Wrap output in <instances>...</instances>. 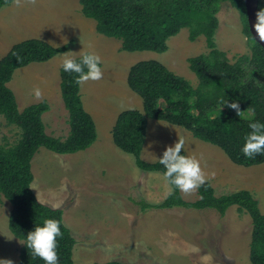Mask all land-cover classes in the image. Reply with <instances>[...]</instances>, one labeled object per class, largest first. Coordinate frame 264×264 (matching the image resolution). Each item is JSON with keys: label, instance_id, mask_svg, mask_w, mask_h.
<instances>
[{"label": "rangeland", "instance_id": "obj_1", "mask_svg": "<svg viewBox=\"0 0 264 264\" xmlns=\"http://www.w3.org/2000/svg\"><path fill=\"white\" fill-rule=\"evenodd\" d=\"M4 8V7H3ZM5 9V8H4ZM0 8V57L18 41L40 37L55 46L71 43L69 52L95 51L102 57L103 77L80 84L85 108L93 116L97 140L87 149L60 154L41 147L33 157L32 188L38 199L61 208L63 218L75 236V264H96L119 260L128 264H253L250 258L252 218L232 206L225 215L214 209H142L138 203H161L168 192L159 171L140 169L134 155L118 147L112 128L125 109H143L139 94L131 89L128 75L139 61H161L195 87L199 80L189 58L208 54L206 37L189 38V29L169 38L165 52L126 51L121 40L99 33L94 19L82 13L79 0H20ZM218 47L230 62L251 54L253 41L244 33L240 12L224 3L218 13ZM59 53L45 62L18 68L9 86L19 108L48 100L51 105L43 120L49 134L65 138L70 130L69 113L61 95ZM36 88L41 95L34 94ZM161 101V105H163ZM224 107L215 114L224 115ZM250 115V113H246ZM21 128L0 114V145H13ZM179 137L184 151L201 160L218 195L248 189L264 212V163L244 166L233 162L217 145L196 138L190 131L166 121L149 119L142 157L159 158ZM196 200L198 190L185 194ZM12 203L0 192V260L16 264L23 245L18 237L9 240ZM5 233V234H4Z\"/></svg>", "mask_w": 264, "mask_h": 264}, {"label": "trees", "instance_id": "obj_2", "mask_svg": "<svg viewBox=\"0 0 264 264\" xmlns=\"http://www.w3.org/2000/svg\"><path fill=\"white\" fill-rule=\"evenodd\" d=\"M14 0H0V8ZM82 13L96 22L99 33L122 42L126 51L150 50L165 52L169 38L183 28L189 38L206 37L208 54L189 58L190 68L198 77L193 86L183 76L170 70L159 60H142L134 64L128 75L132 90L140 95L143 109L121 111L112 129L115 144L134 155L136 165L146 171L163 172L158 159L147 161L142 152L147 138L149 119L166 121L190 131L196 138L217 145L229 158L240 165L264 163V154L246 158L241 151L244 136L250 131L248 121L236 110L222 106L221 98L238 100L241 110L254 119L264 121V47L251 33L245 0H79ZM224 3L239 12L244 33L253 41L250 55H241L230 62L226 52L216 42L219 27L218 13ZM264 0H259V8ZM71 43L55 46L41 38H28L12 45L0 58V114L8 123L21 128V137L13 145H0V192L12 203L9 228L24 239L36 223L53 217L62 220L64 232L58 238L60 264H75L73 250L77 240L69 227L65 228L64 211L47 203H40L32 182V160L45 147L60 154L75 153L89 148L98 138L93 116L84 106L76 74L60 67L61 95L69 113L70 130L65 138L49 134L43 115L50 110L48 100L19 108L17 96L9 86L18 68L32 62H45L69 49ZM79 58V57H76ZM163 101V105H161ZM224 107V115L215 114ZM247 115V114H246ZM184 151V150H183ZM196 200H186L178 189L170 192L161 203L140 200L142 209H214L225 215L230 207L247 211L253 224L250 258L253 264H264V212L259 200L248 189L218 195L208 180L198 189ZM16 264H44L32 257L23 243ZM96 264H128L110 260Z\"/></svg>", "mask_w": 264, "mask_h": 264}, {"label": "clouds", "instance_id": "obj_3", "mask_svg": "<svg viewBox=\"0 0 264 264\" xmlns=\"http://www.w3.org/2000/svg\"><path fill=\"white\" fill-rule=\"evenodd\" d=\"M16 2L20 3V0H16ZM256 16L257 19L253 27L256 36L264 41V7L257 10ZM102 64L101 55L95 51H82L79 58L65 52L61 59L63 71L76 74L74 78L77 84H83L88 80H100L104 74ZM34 94L39 97L41 90L36 88ZM221 103L222 106L227 105L235 109L237 115L248 121L247 126L250 131L245 134L241 147L244 156L254 158L257 154H264V121L246 115L241 110L238 100L230 101L221 98ZM184 147L185 141L179 137L173 144L168 145L159 156L158 162L164 167L160 177L168 192L178 189L185 194L193 193L209 180L210 175H214V173L206 175L200 158L187 154L186 151H183ZM40 203L42 202L40 201ZM61 224L62 220L60 219L45 218L42 223H36L24 239L19 238V240L27 246L32 257H39L44 261V264H60L58 238H62L64 235ZM64 227L68 226L65 224ZM5 235L9 240L17 237L15 234ZM0 264H5V260H0ZM7 264H12V261L7 260Z\"/></svg>", "mask_w": 264, "mask_h": 264}, {"label": "water", "instance_id": "obj_4", "mask_svg": "<svg viewBox=\"0 0 264 264\" xmlns=\"http://www.w3.org/2000/svg\"><path fill=\"white\" fill-rule=\"evenodd\" d=\"M245 4H246L247 17H248V24H249L251 33L254 36V38L264 47V41H261L256 36V32L253 27L257 19L256 13H257V10L259 9V0H245Z\"/></svg>", "mask_w": 264, "mask_h": 264}, {"label": "crops", "instance_id": "obj_5", "mask_svg": "<svg viewBox=\"0 0 264 264\" xmlns=\"http://www.w3.org/2000/svg\"><path fill=\"white\" fill-rule=\"evenodd\" d=\"M14 2H16V0H14V1L11 2L10 4L4 6V8L6 9L8 6H10L11 4H13ZM4 8L2 7V9H4ZM5 9H4V10H5ZM32 38H40V37H32ZM41 39H42V38H41ZM44 40H45V39H44ZM21 41H22V40H21ZM46 41H47V40H46ZM18 42H19V41H18ZM48 42H49V41H48ZM49 43H50V42H49ZM68 43H69V42H68ZM66 44H67V43H66ZM63 45H64V44H63ZM11 47H12V46H11ZM11 47H10V48H11ZM9 50H10V49H9ZM9 50H8V51H9ZM8 51H7L5 54H7ZM5 54H4V55H5ZM4 55H3V56H4ZM3 56H2V57H3ZM0 58H1V57H0ZM112 129H113V128H112Z\"/></svg>", "mask_w": 264, "mask_h": 264}]
</instances>
